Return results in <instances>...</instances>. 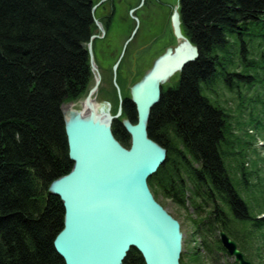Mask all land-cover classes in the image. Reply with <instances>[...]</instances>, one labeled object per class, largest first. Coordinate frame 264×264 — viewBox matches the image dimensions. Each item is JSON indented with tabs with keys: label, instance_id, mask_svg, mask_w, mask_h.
<instances>
[{
	"label": "trees",
	"instance_id": "trees-1",
	"mask_svg": "<svg viewBox=\"0 0 264 264\" xmlns=\"http://www.w3.org/2000/svg\"><path fill=\"white\" fill-rule=\"evenodd\" d=\"M92 4L0 0V264H65L53 246L64 209L48 187L73 165L60 104L84 95L91 81L80 45L90 33ZM180 9L198 55L151 109L147 134L166 149V158L148 185L157 201L155 185L179 205L198 201L193 205L204 217L194 222L195 233L206 255L216 259L224 251L219 230L240 243L235 225L261 228L264 215L251 212L228 175L227 114L205 92L218 77L225 87L234 78L250 86L257 80V74L236 69H264V0H180ZM122 108L135 123L129 105ZM111 129L128 148L119 121ZM200 205L207 210L199 211ZM122 264L144 261L131 248Z\"/></svg>",
	"mask_w": 264,
	"mask_h": 264
},
{
	"label": "water",
	"instance_id": "water-1",
	"mask_svg": "<svg viewBox=\"0 0 264 264\" xmlns=\"http://www.w3.org/2000/svg\"><path fill=\"white\" fill-rule=\"evenodd\" d=\"M179 24L175 10L174 32L179 39L188 40L194 52L181 57L178 72L198 55ZM181 43L169 47L162 58L178 50ZM81 45L86 48L85 43ZM162 58L130 87L137 121L121 119L130 137L128 148L111 130V122L121 113V102L114 115L108 101H100L98 109L91 102L98 75L82 101L89 112L82 104L80 109L74 104L64 106L68 156L73 165L67 174L53 180L48 190L60 198L64 208L63 228L53 246L65 264H122L131 248L140 253L144 264H179V222L154 199L147 183L166 158V149L147 134L151 109L159 102L165 82L152 76ZM219 239L237 264H251L224 230L219 231Z\"/></svg>",
	"mask_w": 264,
	"mask_h": 264
},
{
	"label": "rangeland",
	"instance_id": "rangeland-1",
	"mask_svg": "<svg viewBox=\"0 0 264 264\" xmlns=\"http://www.w3.org/2000/svg\"><path fill=\"white\" fill-rule=\"evenodd\" d=\"M239 70L241 68L237 67L236 71ZM262 70L264 69H260V73L257 74L258 78L253 81V85H243L239 93L228 91L220 84L219 77L212 86V92L209 90L205 92L207 95L210 92L213 93L212 98L215 101L218 98L220 103L218 105L223 106L228 117L223 144L228 175L243 199L249 204L251 212L259 216L264 215V89L262 86L264 74L261 72ZM177 75V73L174 74L168 82L164 83V88L173 85L176 82ZM96 77L97 73L94 78L93 75L91 76L88 90L94 84ZM137 81H134L133 84ZM98 87H100V83ZM111 87L112 90L107 84L101 86V95L97 96V93H95L93 97L96 102L105 99L110 103L113 111H116L118 91L114 84H111ZM85 94L74 103V108H81L79 101L83 100ZM154 187L158 201L179 221L182 234L181 264H234L233 257L225 251L215 254V259L206 255L204 249L198 248L199 235L195 233L197 226L194 222L204 217L196 212L198 210L193 205L197 204L198 201L194 200L193 204L187 203L182 206L173 202L171 198L164 196L156 185ZM202 209L207 210L203 205H200L199 211ZM235 226L240 241V243H236L240 245L244 257L251 264H264V226L258 229H251L247 223Z\"/></svg>",
	"mask_w": 264,
	"mask_h": 264
},
{
	"label": "flooded vegetation",
	"instance_id": "flooded-vegetation-1",
	"mask_svg": "<svg viewBox=\"0 0 264 264\" xmlns=\"http://www.w3.org/2000/svg\"><path fill=\"white\" fill-rule=\"evenodd\" d=\"M96 3L94 19L103 31L95 25L96 37L91 47L100 74V87L107 84L112 90L111 84L115 82L124 104L130 106L128 112L134 115L128 98L129 86L170 46L179 42L173 28L175 9L179 14L180 31L184 33L180 0H94ZM100 87L97 96L101 95ZM111 113H116L112 107ZM124 114L122 108L117 118L121 119Z\"/></svg>",
	"mask_w": 264,
	"mask_h": 264
},
{
	"label": "bare ground",
	"instance_id": "bare-ground-1",
	"mask_svg": "<svg viewBox=\"0 0 264 264\" xmlns=\"http://www.w3.org/2000/svg\"><path fill=\"white\" fill-rule=\"evenodd\" d=\"M95 4H92L91 5V9H90V12H91V20H92V23H91V26H90V33H89V36H88V39L87 41H83L82 43H85L86 44V48H83L82 45H80L84 50H86L87 52V57H88V66L90 68V72H91V76L93 75V78L95 76V74L97 73L99 79H100V74L98 73V69H97V66H96V63H95V60H94V56H93V51H92V39L94 37H96V33H94V29H95V25L97 26L98 25V28L103 31L102 27L100 26L99 23L95 22L94 19H93V6ZM182 42V43H181ZM81 43V44H82ZM181 43V45L179 46L178 50L176 51H172L170 54H168L165 58H162L164 55H161L159 58H162L159 60V65L156 67L155 69V72L154 74L152 75L154 78L158 79V80H165V82L168 81V79H170L174 74H176L178 72V66H179V63H180V60H181V57H188V56H191L194 52L192 46L189 44L188 40H186L185 38L182 39L180 38L179 39V44ZM165 53V52H164ZM163 53V54H164ZM251 55V54H250ZM157 58V59H159ZM154 64V63H153ZM92 65H94V67L92 68ZM153 66V65H152ZM152 66L150 68H148L144 73H146L149 69L152 68ZM144 73L142 74V76L144 75ZM241 74L244 75V74H252V75H256L258 74V71H255L254 69L253 70H250V68H241ZM141 76V78H142ZM141 78H138V81L141 79ZM137 81V82H138ZM91 82V81H90ZM95 82V81H94ZM164 82V83H165ZM100 83V81H99ZM221 85H223L222 83H220ZM90 85V84H89ZM89 85L87 86L86 88V91L88 90L89 88ZM99 85V84H98ZM245 85V81H243V79L241 78H234L233 82H232V86H227L225 87L228 91L230 92H233V93H239V91H241V88L242 86ZM131 87V86H130ZM86 91L84 93H86ZM212 92V91H211ZM209 93V97L211 98L212 100V103L214 104H220L219 101H218V98L217 100H213L212 96H213V93ZM82 95H80L79 97L73 99V100H69V101H63L60 105V109H61V113H62V117H63V123H64V116H63V109H64V106L70 104H74ZM130 102L132 103V107L134 110H135V113H134V118L136 119L135 121H137V110H136V107L134 105V103L132 102L130 96H128ZM102 100H105V99H102ZM100 100V101H102ZM100 101L96 102L95 98H92L91 99V102L94 103V106L96 109L99 108L100 104L101 103ZM106 101V100H105ZM120 102L122 104V106H124V98L121 96L120 97ZM82 105L84 106V111L85 112H89V107L85 104V103H82ZM127 106V105H126ZM155 106V105H154ZM153 106V107H154ZM111 107V105H110ZM130 108V106H129ZM223 108V106H222ZM111 113V112H110ZM112 114V113H111ZM133 116V115H131ZM129 116L125 113L123 115V118H126L128 119L130 122L131 120L128 118ZM226 119H228V117L226 116ZM114 121H119V123L122 125L121 123V119L117 118L115 119ZM228 123V122H227ZM123 127V125H122ZM124 128V127H123ZM125 130V129H124ZM64 133H65V124H64ZM65 137H66V143H67V136H66V133H65ZM67 149H68V144H67ZM69 157V156H68ZM147 183H148V179H147ZM64 209V208H63ZM63 228V227H62ZM62 230V229H61ZM60 230V231H61ZM59 231V232H60ZM58 232V233H59ZM198 248L199 249H203V247L198 243ZM201 247V248H200ZM63 259V258H62Z\"/></svg>",
	"mask_w": 264,
	"mask_h": 264
}]
</instances>
